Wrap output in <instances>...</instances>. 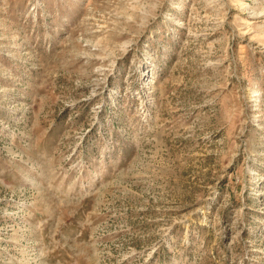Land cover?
I'll return each instance as SVG.
<instances>
[{
	"label": "rangeland",
	"instance_id": "1",
	"mask_svg": "<svg viewBox=\"0 0 264 264\" xmlns=\"http://www.w3.org/2000/svg\"><path fill=\"white\" fill-rule=\"evenodd\" d=\"M0 264H264V0H0Z\"/></svg>",
	"mask_w": 264,
	"mask_h": 264
}]
</instances>
